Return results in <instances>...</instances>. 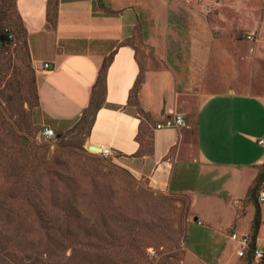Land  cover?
Returning <instances> with one entry per match:
<instances>
[{
  "label": "crops",
  "instance_id": "crops-1",
  "mask_svg": "<svg viewBox=\"0 0 264 264\" xmlns=\"http://www.w3.org/2000/svg\"><path fill=\"white\" fill-rule=\"evenodd\" d=\"M16 5L32 63L42 70L51 66L38 84L43 127L58 138L81 121L96 101L100 71L109 60L104 100L87 146L118 155L125 169L157 192L190 196L188 226L206 225L208 240H216L208 244L207 256L214 260L197 262V253L185 244L187 262L237 264L230 258L235 250L230 234L252 237L257 206L255 245L264 251V202L258 201L264 183L255 200L249 198L264 165V98L217 93L202 102L194 120L185 119L187 127L156 128L170 117L179 94L170 58V49L179 46L177 34L228 19L238 31L256 34L264 49V0H16ZM198 200L204 210L196 209Z\"/></svg>",
  "mask_w": 264,
  "mask_h": 264
},
{
  "label": "rangeland",
  "instance_id": "rangeland-1",
  "mask_svg": "<svg viewBox=\"0 0 264 264\" xmlns=\"http://www.w3.org/2000/svg\"><path fill=\"white\" fill-rule=\"evenodd\" d=\"M0 20V35L12 36L0 41V264H196L187 262L185 244L197 262L214 260L208 244L216 239L208 240L206 225L188 226L190 196L153 190L118 155L91 154L93 108L58 138L41 136L44 72L25 48L14 0H0ZM237 28L224 19L177 34L179 46L170 49L179 81L173 112L194 120L217 93L264 98V49L256 34ZM192 173L198 186V168ZM196 209L204 210L199 200ZM231 242V260L248 264Z\"/></svg>",
  "mask_w": 264,
  "mask_h": 264
},
{
  "label": "built area",
  "instance_id": "built-area-1",
  "mask_svg": "<svg viewBox=\"0 0 264 264\" xmlns=\"http://www.w3.org/2000/svg\"><path fill=\"white\" fill-rule=\"evenodd\" d=\"M12 38V36H10ZM51 69L50 64H44L43 70L48 71ZM186 126V122L184 117L179 114L172 112L170 113V117L166 119L163 123H160L156 126L157 129H164V128H182ZM41 136L50 139L56 137V133L53 129L49 127H43V130L41 131ZM261 144L264 143V141H260ZM88 148V147H87ZM89 150V149H88ZM91 154H100L104 157H108L112 155V152L110 150L103 149L101 153L91 151ZM258 201L264 202V190L258 192ZM230 239L237 244H239L240 249L238 251V256L240 258H245L248 253L251 250V256L253 258V261L256 264H264V251L260 250L258 248H251V238L247 235L240 236L237 233H232L230 236Z\"/></svg>",
  "mask_w": 264,
  "mask_h": 264
},
{
  "label": "trees",
  "instance_id": "trees-1",
  "mask_svg": "<svg viewBox=\"0 0 264 264\" xmlns=\"http://www.w3.org/2000/svg\"><path fill=\"white\" fill-rule=\"evenodd\" d=\"M14 8L16 10V14L18 16V19H19V21L21 23L22 31L25 33V38H24L23 43L25 45L26 50L29 53V46H28V40H27V31L25 29L23 20H22L21 16L19 15V12L17 10L16 0H14ZM0 23H1V20H0ZM0 27H1V24H0ZM8 33H9V30L5 34L0 35V41H2L4 43L10 42V39H11L10 36H11V34H8ZM20 33H22V32L20 31ZM108 65H109V60H107V61L104 62L103 66L101 68V71H100V81H99V84L101 82V90H100V88L98 89L97 98H96V101H95V103H94V105L92 107L94 109L93 110L94 111L93 116L96 113V111L101 107L102 102L104 100V96H105V74H106ZM92 108H90L89 110H91ZM89 110H86L85 111V114H84L83 118L86 117V115L89 112ZM262 183H264V165L261 168V171H260V174H259V178H258V181H257L256 185L252 188V190L250 192L249 198L251 200H255V194H256L257 190L259 189V187L262 185ZM256 208H257V211H256V215H255V218H254V221H253L252 237H251V248L252 249L256 248V245H255V243H256V234H257V231H258L259 225H260V211H259L258 206ZM245 259L248 262V264H252L253 258L251 256V250L248 253V255L245 257Z\"/></svg>",
  "mask_w": 264,
  "mask_h": 264
},
{
  "label": "water",
  "instance_id": "water-1",
  "mask_svg": "<svg viewBox=\"0 0 264 264\" xmlns=\"http://www.w3.org/2000/svg\"><path fill=\"white\" fill-rule=\"evenodd\" d=\"M87 147H88L89 150L95 151V152H98V153H101L103 151V149L101 147H97V146H94V145H88ZM195 221H197V220L195 219Z\"/></svg>",
  "mask_w": 264,
  "mask_h": 264
}]
</instances>
